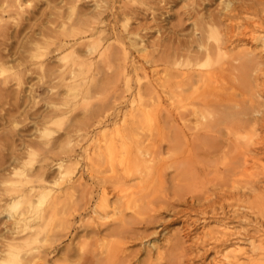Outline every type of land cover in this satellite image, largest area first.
I'll list each match as a JSON object with an SVG mask.
<instances>
[{
  "label": "rangeland",
  "instance_id": "374dc122",
  "mask_svg": "<svg viewBox=\"0 0 264 264\" xmlns=\"http://www.w3.org/2000/svg\"><path fill=\"white\" fill-rule=\"evenodd\" d=\"M19 1L22 3L20 14H15L14 16L11 14L10 17L5 16L4 18L11 24V29L9 30L18 29V24L22 21L25 24L26 29H24L27 34L23 29L16 37L11 35L8 39L0 36V52L6 57L9 52L14 54V51L10 50H17L16 57L18 61H16V64H18V66L16 65L14 69L21 71L20 82L11 80L9 84H7V88H5V92H3L5 95L3 94V97L0 96V196L2 197L0 200V263H3L1 261V258H3L6 260L3 264H91L88 258L90 257L89 248L93 247L92 239L98 236L97 234L89 233L87 230L88 228L86 225L90 221L89 216L91 215V210L89 209L91 208L85 210L80 209L81 211L79 210L76 213L79 215H75L71 219V228L64 231L65 234L64 232L62 234V199L64 201H90L91 206L100 200L99 186L102 182H98L96 174H98V171L101 172L100 174H108L110 173V166L114 165V167H118L119 169L121 167L119 164L121 165V163L118 161V156L114 157L111 161L106 160L108 158L103 159V157H101L100 160L99 157H96V151L98 153L99 150L103 149L98 148L99 144H103L99 139L102 138L103 134L107 133H115L116 135L119 130L124 132L129 131L133 134L147 135V140L145 142L147 143L148 139H150L148 143L152 145L151 151L144 156V158L146 157L150 162V171H148L149 176L147 180L133 178L126 181L129 188L123 192L124 196H122V199L133 197L134 199L132 198L133 200L131 201H138L140 205L145 207L147 204L150 205L153 201L157 203L158 201H164L168 198L170 200L176 197L177 193L181 195V199L176 200L178 202L175 204V209L180 210L179 212L181 214L178 212L177 214L179 215H176L172 210L170 211L174 214L169 210H165L160 219L161 221L159 220L154 223L152 227L145 230V228L139 227L140 225H135L136 230L140 232H144L145 230V232H142L139 238H136L138 239L136 242L135 240H130L125 246L127 251H131L138 255V257L136 255V258L134 261L132 260L133 262L130 264H159V260L156 256L157 253L163 251L167 247L168 243L166 239L171 237L178 230H180L179 234L185 242L183 245L191 249L195 248L193 240H196L197 236L202 235L204 226L205 228L217 227L214 221L203 223L199 220L196 223V220L205 210H209L208 213H211L210 208L203 210V207L207 204V202H203L205 201L202 198L204 194L213 191L216 194L209 197L210 201L218 202L222 200L218 195L224 190V187L226 189L230 188L226 187V185H220L222 178L216 176L218 173L227 172L226 163L221 158V160L215 158L213 155L214 153L209 157L210 152L206 151L207 145L204 143V139H202L204 144H202V142L200 144L201 147L199 144L196 145L201 149L196 147L195 150L198 148L199 150L196 151L198 154L193 157V161L191 158H186L180 154L178 150L174 148L175 145L173 146L172 144L176 142L172 137L176 128L175 121H177L178 118V110L176 104L172 103L162 91L164 88L160 86L158 88L160 89L159 94L164 98L163 102L158 104L154 101L155 97H152V102H150L145 109L146 113L144 112L143 115H138L137 118L134 119H132L130 115L132 111L133 113L136 111L134 110L135 107H132L130 102H128L133 97L134 90L133 92L130 91L131 93L124 92L123 95H125L126 102L123 101L124 99H121L120 102H116L114 107L110 108H104V106H102L101 98L107 93H111V95L114 93V96L118 95L120 88L123 86L122 81L113 83L107 80L108 77L113 76L118 70L117 62L121 60L123 49L127 52L128 58L126 63L129 65L128 70L131 69V63L133 62L134 65L145 68L147 75V77H145V73L142 70H138V74L140 72L139 76L134 77V73L131 72L133 75L132 88L134 89L136 84L145 87L148 80H151L154 84H158V80H160L159 77H168L164 69L169 65L162 61L165 51H170L171 47L177 44L176 41L178 39L191 38V34L194 30L193 28L198 26L196 21L199 22L201 17H208V12H215L216 14H223L224 16L225 13H227L225 3L228 2V0H110L109 4L115 5L112 9L113 11H120L122 8L119 7H123L124 4L133 5L140 8V10L134 14H117L115 16H111L110 14L111 17L108 16V19L104 18V23L101 24L104 28L102 45L105 46L108 42L111 43L112 50L115 49L113 52L116 54V61H114L116 63H112L113 65L110 68H105L102 63L101 65H99L100 63L98 64L100 66H98V77H100L101 80L105 79L102 82L105 89L103 88L100 91L94 92L93 94L95 96H91L86 100H77L75 108L73 109L62 104L67 90L61 85L62 81L55 77V73L57 74L61 70L63 63L62 55H69L71 48L56 49L57 44H50L48 48L42 49L46 55L38 57L36 56L37 51L35 46L41 45V47H43L46 42L56 41V35L60 30L61 19L57 18L58 15H62L63 13L64 16H67L69 14L68 12H70L75 5V10L79 11L81 16H87L86 18L93 19L91 14L95 9V5L98 4L96 2L97 0H71L70 2H67V0ZM233 1L239 2L240 0ZM251 1L253 0L248 1V3H252ZM255 1L257 3V6L255 5L256 8L249 10L246 14L245 12L244 14L241 13L239 17V19H241L240 21H242L241 23L237 21L238 19L236 20L237 29L250 30V28H257L259 22L264 18V9H262L264 8V2H262L264 0H260L261 2L259 3L258 0ZM255 9H257V12ZM113 18L115 19L113 20ZM197 18H200V20ZM126 20H128V22H126ZM42 27H50L53 31L48 29V34L42 35ZM260 31L264 32V28ZM28 34L34 35L37 40L35 39L29 42L27 39ZM210 41H214V39L210 38ZM252 47H254V45ZM242 48L243 46L238 45L232 51H238ZM116 49L120 51V55H118L119 59L117 57L119 52H116ZM160 52H162V54ZM76 54L83 55V51L81 52L77 48ZM21 56L23 58L26 56L25 58L27 61L21 60ZM153 56L158 58L155 59ZM148 59L149 61H147ZM159 59L161 60L159 61ZM40 63L43 65L41 66ZM101 68L102 71L100 70ZM170 79L172 81L175 80L174 78ZM260 80L264 81V78L261 77ZM153 95L156 94L152 93L151 96ZM260 99L264 100V86H262ZM79 101L82 104H80ZM94 106L95 110H100L99 113L95 111V115L94 110L92 111V107L94 109ZM62 109L67 111L62 113ZM7 110L11 111L12 115H9ZM87 113H90L89 116H87ZM87 117H89V119H86ZM187 118L192 119L194 117L187 116ZM46 119H48L49 122H46ZM168 119H172V121ZM173 121L174 123H172ZM188 121L190 123V119ZM192 121L190 124H194L196 119L195 121L192 119ZM153 122H160L163 128H154L150 131L149 123L153 124ZM44 127H46L45 129L48 133H45ZM258 132L260 135L264 136V131L258 129ZM201 133L204 134L202 131ZM165 135H167L166 138ZM126 139L125 142H127L125 144L121 138L117 139L116 144L121 145L120 143H122L126 145V147L128 146L131 152L132 150L134 151L135 142L132 135ZM26 143H29L28 150L24 147ZM155 147H159L158 151L162 153H158V151L155 152L153 150ZM204 149L206 152L203 151ZM13 151L19 154L17 158L13 157ZM262 154L264 153H256L259 158L254 164H251L253 163L252 160L247 159V170H241L238 172L240 174L237 176L234 175L235 178L237 177L234 180V183H236L234 185H238L239 187H236V189H238L240 194L245 193V195L247 194L246 196L249 195L248 197L244 195L243 201L240 202V206H242V212H245L247 216L248 213H252L248 216L252 220H255L256 217H258L257 219L259 220L261 218V211H264V176H262V172H259L264 171V155ZM95 157L98 159H96L98 162L95 160ZM195 158H199L198 161ZM210 158L213 160H210ZM181 160H185L184 163H181ZM218 160L223 162L220 163ZM201 161L206 162V164L204 162L203 164L200 163ZM59 162L71 168L70 177H68L70 181L62 182V178L60 177L61 170L57 167ZM189 162L192 166H190ZM186 163L189 164L190 168L188 165H185ZM248 164L253 166L252 168L250 165L252 170L249 168ZM15 167L24 169L25 173L29 175L27 178L31 176L30 179L34 180L36 184V181L39 179H44L42 187L46 198L44 197L43 199L34 196L33 199L32 197L33 204L36 206L32 213L45 209L51 203V200L56 198V207L54 212H52L53 214L48 212L44 219H35L33 222L31 221L34 226L26 230H22L21 225L14 222V217L24 207L25 200L21 197L18 198L16 195L9 196L5 191V189L11 188V185L14 184L13 180L19 179L18 176H13L10 173ZM187 168H189V170ZM193 168L194 171L196 169L195 172ZM186 169L191 171V173L188 174L189 172H187ZM179 172L182 173L180 174ZM252 172L253 174H251ZM255 172H259L258 174L260 177H253L255 176L254 174H256ZM248 173L251 175L248 176ZM162 174L164 176H160ZM198 176L201 177L199 178ZM251 176L253 179L255 178V181L250 178ZM215 180H217V182ZM72 183L74 187L71 188L70 184ZM177 184L179 186H177ZM173 185H175V187ZM251 186L252 188L255 187V191L250 189ZM248 188L251 193L250 191L248 192ZM185 189L187 190L185 191ZM218 189H221V192ZM107 190L109 201H116L117 197L115 191L112 190L109 185L107 186ZM243 190L245 192H243ZM182 191L183 193H181ZM119 194L122 193L119 192ZM172 194L175 195L173 196ZM196 194L199 196L201 195L199 200L194 196ZM128 199H126V201ZM183 200L184 203L182 202ZM193 200L195 202H193ZM250 208L253 209L251 210ZM252 211L256 214H253ZM126 212H128L126 213L127 215L131 214V211ZM111 217L112 216H109L110 219ZM260 220V222H262V231H264V221H262V219ZM188 223L191 225L193 224V227L190 230V237H185V233L188 231V228L187 230L185 229V224ZM233 224L237 229L248 227V224L243 221L240 223L234 222ZM101 233H106V231L102 230ZM112 238L113 237H107L102 242L107 243ZM5 241L14 244L12 250L13 254H17L19 259L21 258V261L19 259H17V261L14 255H8L3 250L7 248V244L4 243ZM88 242L90 245H88ZM201 250V252H203V249ZM76 252H79V254ZM83 254H85V256ZM149 255L151 257H149ZM191 256L192 254L188 253L180 257L179 260L181 262L183 261L182 264H218L213 261V252L200 255L199 257ZM149 259H151L153 263L149 262ZM163 260H160L163 261L162 264H166V259ZM173 261L171 262L175 264L176 261Z\"/></svg>",
  "mask_w": 264,
  "mask_h": 264
},
{
  "label": "bare ground",
  "instance_id": "6f19581e",
  "mask_svg": "<svg viewBox=\"0 0 264 264\" xmlns=\"http://www.w3.org/2000/svg\"><path fill=\"white\" fill-rule=\"evenodd\" d=\"M68 1L70 2L71 0H67V2ZM109 1L110 0L96 1L98 4L95 5V9L91 14L93 19H88L86 18L87 16H81V13L79 14V11L75 10L76 5L70 12H68L69 14L67 16H64L63 13L62 15L59 14L57 18H61L60 30L56 35V41L46 42L43 47H41V45L35 46L37 51L36 56L38 57L46 55V53L42 49L48 48L50 44H57L56 49L71 48V52L69 54L70 56L62 55L63 63L61 66V70L57 74L55 73V77L59 78V80L62 81L61 85L64 86L67 90V94L62 100V104L64 106H68L71 109L75 108L77 100H86L91 96H95L93 94L94 92L100 91L103 88L105 89V86H103L102 83L105 79L101 80V78L98 77V68L100 67L99 65H101L102 63L105 68H110L113 65L112 63H116L114 62L116 61V54L113 52V50L115 49L112 50L111 43L108 42L105 46L102 45L104 28L101 24L104 23V18L108 19V16H110V14L111 16H115L117 14H134L140 10V8L133 5L124 4L123 7H119L122 9L116 12L112 10L115 5L113 6L109 4ZM248 1L250 0H240L239 2L236 1V3L233 0H228V2L225 3L227 13H225L224 16L223 14L220 15L216 14L215 12H208V17L206 15V18H202L200 16L201 20L200 18H197L200 21H196V23H198V26L196 25L197 27L193 28L194 30L191 34V38L178 39L176 41V45L171 47L170 44V51H165L166 49L163 50L165 51V53L162 57V61L169 65L164 69V72L168 77H159L160 80H158V84H154L151 80H148L145 84V87L140 84H136V86H134L135 88H132L133 75L131 74V72L134 73V77L139 76L140 72L138 74V70H142L145 73V77H147V75L145 72V68L134 65L132 61L131 69L128 70L129 65L126 63L128 57L125 49H123L122 51L121 60L117 62L118 70L113 76L107 78V80L113 83H119L122 81L123 86L122 88L119 87L120 92L116 96L113 95L114 93L112 94L113 96L111 95V93L103 95V97L101 98V104L102 106H104V108L114 107L116 102H120L121 99H124L123 101H125V95H123L124 92H133L134 90L133 97L128 102H130L131 106L135 107L134 110H136L134 113L133 111L131 112V118H137L138 115L144 114L147 105L152 102V97H155L154 101H156L158 104H161L163 102L164 98L161 97V94H159L160 89H158L160 86L164 88L162 89V91L166 94V97L171 100L172 103L176 104V108L178 110V118L177 121H175L176 128L172 137V139L174 138L176 142L175 143L172 141L173 143H175L172 144L173 146L175 145L174 148H176L180 154H182L186 158H191V160L193 161V157L197 156L198 153H196V151L199 150V148L201 147L200 144L202 142V144L205 143L207 145V149H205L207 152H210L209 157H211V154L214 153L213 155L215 156V158H218L219 160L223 159V161L226 163L227 172L220 174L218 173L216 176L222 178V182L220 185H226V187L230 188L226 189L224 187V190H222V192L220 191L221 189H218L221 192L219 193L217 191L219 193L218 196L223 201H210L209 197H211L213 194H216L213 191L211 193L204 194L202 198L205 201L203 202H207V204L203 207V210L206 208H210L211 213H208L209 210H205L203 211V214L201 212L202 215H200V217H198V219L196 220V223L199 220L203 223L214 221L217 227L205 228L204 226L202 235L197 236L196 240H193L195 245V248L193 249L185 247L183 245L185 242L182 240V237L179 234L180 230L176 231L171 237H168L166 239L168 243L167 247L163 251H159L157 253L156 256L159 260V264H162V262L164 261L163 259H166V264H174L173 260L176 261L175 264H182L183 261L181 262L179 258L188 253L192 254L193 257H199L200 255H204L206 253L208 254L210 252L214 253L213 261L218 264H264V231H262V222H260V219L264 221V211H261V218L259 220L257 219L258 217H256L257 220H252L251 218H249L248 216L252 213L249 214L248 211V216L245 212L243 213V210H241L242 206H240V202L243 201L245 193L240 194L238 189H236V187L239 188L238 185H234L236 184L234 183V180L237 178H235L234 175L237 176L238 174H240L238 172H240L241 170H247V161L250 159L253 161V163L251 164H254V162H257V159L259 158L256 153H264V136L260 135L258 132V129L264 131V100L260 99L262 86H264V81L260 80L261 77L264 78V32L260 30L264 28V18H262V20L259 22L257 28H250V30H243L242 28H240L242 30H239L236 27L237 19V21H239L240 23L242 22L240 21L241 19H239L240 14H244V12L246 14L249 10L254 9L257 6L255 0L251 1L252 3H248ZM261 1L258 0V3ZM0 3V36L8 39L11 35L13 37H16L17 34H19L21 30L25 28V24L21 21L18 24V29L9 30L11 29V24H9L10 22H8V20H5L4 17H10L11 14L12 16H14L15 14H20V11L22 10V3L19 0H0ZM257 9H255L256 12ZM114 19L115 18H113V20ZM224 20L227 22H225ZM126 22H128V20H126ZM48 29L50 31H53V29H51L50 27H42L41 34H48ZM210 38H213L214 41H210ZM27 39L29 42H32L35 39L37 40V38L32 34H28ZM238 45L243 46V48L241 50L233 52L232 50ZM250 45H254V47ZM77 48L79 49V51H83V55L76 54ZM10 51H14V54H11L10 52L8 54L7 51L8 55H6V57L0 52L1 97H3V94L5 95V93L3 92H5L4 90H6L5 88H7V84H9L11 80H16L17 82H20L21 80V71L14 69L16 65L18 66V64H16V61H18V58L16 57L17 50ZM116 52H119V54H117V57L119 59V49ZM160 53L162 54V52ZM25 57L23 58L21 56L20 58L21 60L27 61ZM153 57L155 58V56ZM160 60L161 59H159V61ZM147 61H149V59ZM40 65L42 66L43 64L40 63ZM100 70L102 71V68ZM170 78H174L175 80L172 81ZM152 93L156 95L151 96ZM93 110L95 115V111L98 110H95V106L94 109L92 107V111ZM66 111L67 110L62 109V113H65ZM99 112L100 110L98 111V113ZM10 113L11 111H8V114L12 115V113ZM89 114L87 116H89ZM187 116L194 117L192 119H194V121L196 119L195 123L190 124L192 119L187 118ZM86 119H89V117H87ZM189 119L190 123L188 121ZM47 121L48 119H46V122ZM170 121H172V119ZM172 123H174V121ZM45 128L46 127H44V129ZM154 128L162 129L163 125H161L160 122H153V124L149 123V130L152 131ZM44 131L45 133H48L46 129ZM201 131L204 134H202ZM130 135H132V138L135 142V150H132V152L130 151V148H128V146L126 147V145H124L127 142H125V140H127L126 138ZM166 136L167 135H165V138ZM118 137L123 140L124 144H116L117 139H119ZM202 139L205 140L204 143ZM146 140L147 135L133 134L129 131L124 132L122 130H119L116 135L115 133L103 134L102 138L99 139V141H102L103 144L98 145V148L103 149L99 150L98 153L96 151V157H99L100 160L101 157H103V159L108 158L106 160L111 161L114 157L118 156V161L119 163H121V165L119 164V166L121 167L118 169V167L116 168L114 167V165H109L111 168L109 171L110 173L107 172L108 174H100L101 172L98 171L99 175L96 174V179L98 180V182H102L99 186L100 200L93 206L90 205V201H64L62 199V234L64 231L71 228V219L73 216L79 215L76 213L80 209L85 210L91 208L89 209L91 210V215L89 216L90 221L87 225H85L87 226V230L89 231V233L98 235L96 237L93 236V247H88L90 254V257L88 258L91 264L132 263L137 254L131 251H127L125 246L130 240H135L136 242L138 240L136 238H139V236L143 232L136 230L135 225H140L139 227L145 228L146 230L147 228L152 227L154 223L158 222L161 219V217L163 216L162 214L165 212V210H172L176 215H179L177 213L180 210L175 209V204L178 202L176 200L181 199V195H178V193H175L176 197H173L174 199L172 198L169 200L168 198L164 201H158L157 203L156 201L155 203L153 201L152 203H150V205L147 204V206L145 207L140 205L138 201H131L134 199L133 197V199L131 197H129V199L128 197L122 199V196H124L123 192H125L129 188V186H127L126 184V181L133 178L147 180L149 176L148 171H150V162L148 159H146V157L144 158V156L147 155L149 151H151L150 149L152 145H149L148 143L150 139H148L147 143L145 142ZM198 144L200 147L196 146ZM28 146L29 143H26L24 147H26L27 149L29 148ZM196 147L199 148L195 150ZM158 148L155 147L153 148V150L157 152ZM205 149L203 151H205ZM159 152L161 151H158V153ZM18 155L19 154L16 151H13L14 158H17ZM96 157L95 160L97 159ZM212 158H210V160H213ZM195 159L198 161L199 158ZM219 160L218 162H223ZM184 161L181 160V163H184ZM203 162L201 161L200 163L203 164ZM204 163L206 164V162ZM251 164H248L249 168ZM185 165H188L189 167V164L186 163ZM190 166H192L191 163ZM57 167H59L61 170L60 177L62 178V182L70 181L68 177H70L71 168L68 166H64L60 162L58 163ZM189 168L187 169L189 170ZM188 170L187 172H189L188 174H190L191 171ZM259 172H262V176H264V171ZM10 173L13 176H18L19 179L13 180L14 184L11 185V188L5 189L6 193L9 196L16 195L18 198L21 197L25 200L24 207L14 217V222L16 224H20L22 230L33 227V220L44 219L47 216L48 212L53 214L52 212H54V209L56 207V198L51 200V203L45 209L42 208L43 210L35 211L32 213L33 209L36 207L33 204L32 197L33 199L34 196H38V198L43 199L45 197V192L43 191L42 187V182L44 181V179H39L38 181H36V184L34 180L30 179L31 176L27 178V176L29 175H27V173H25V170L21 169V167H15L14 170L10 171ZM258 173L254 174L255 176H252L260 177ZM163 174L160 176H164ZM188 174L187 176L189 177ZM251 174H253V172ZM250 175L248 173V176ZM201 176L198 177L200 178ZM252 176L250 178H252ZM254 179L252 178V180ZM215 181L217 182V180ZM105 183L115 191L117 197L116 201H109L107 196L108 185H106ZM173 186L175 187V185ZM177 186L179 185L177 184ZM70 187H74L73 183L70 184ZM250 189H253L255 191V187L252 188L251 186ZM250 189L248 188V192L250 191ZM186 190L187 189H185V191ZM119 192H121L122 194H119ZM243 192L245 191L243 190ZM181 193H183V191ZM194 196H196V199L198 200L201 197V195L199 196L198 194ZM1 198L2 197L0 196V200ZM126 199L128 200L126 201ZM182 202L184 203V200ZM193 202L195 201L193 200ZM253 208L250 209L252 210ZM126 211H131V214L129 213L130 215H127L126 213L128 212ZM79 213L82 214L81 212ZM254 213L255 212H253V214ZM109 216H112L111 219L109 218ZM241 221L248 224V227L237 229L235 226H233L234 222L240 223ZM185 226L186 230L188 228V231H185V237H190V230L192 229L193 224L191 225L190 223H188L185 224ZM102 230H105L106 233H101ZM107 237L113 238L107 243H103L102 241ZM4 243L7 244V248L3 250L8 255H14L12 251L14 244L10 242L7 243L6 241ZM88 245H90V243ZM201 249H203V252H201ZM77 254H79V252ZM83 255L85 256V254ZM14 257L16 260L19 259V256L17 254H15ZM149 257L151 256L149 255ZM19 260L21 261V258ZM149 260V262L153 263L151 259ZM1 261L3 263L6 262V260L3 258H1Z\"/></svg>",
  "mask_w": 264,
  "mask_h": 264
}]
</instances>
